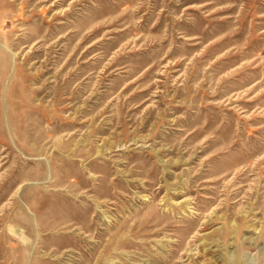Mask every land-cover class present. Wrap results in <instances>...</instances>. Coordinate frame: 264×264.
I'll use <instances>...</instances> for the list:
<instances>
[{
  "label": "rangeland",
  "instance_id": "1",
  "mask_svg": "<svg viewBox=\"0 0 264 264\" xmlns=\"http://www.w3.org/2000/svg\"><path fill=\"white\" fill-rule=\"evenodd\" d=\"M0 264H264V0H0Z\"/></svg>",
  "mask_w": 264,
  "mask_h": 264
}]
</instances>
